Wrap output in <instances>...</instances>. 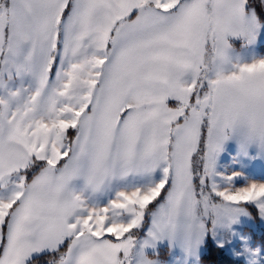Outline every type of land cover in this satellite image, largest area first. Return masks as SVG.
Here are the masks:
<instances>
[{
  "label": "snow or ice",
  "instance_id": "6c2138e0",
  "mask_svg": "<svg viewBox=\"0 0 264 264\" xmlns=\"http://www.w3.org/2000/svg\"><path fill=\"white\" fill-rule=\"evenodd\" d=\"M0 264H264V0H0Z\"/></svg>",
  "mask_w": 264,
  "mask_h": 264
}]
</instances>
